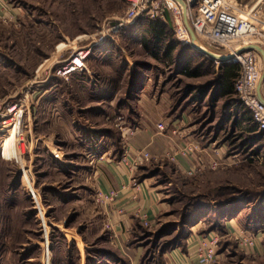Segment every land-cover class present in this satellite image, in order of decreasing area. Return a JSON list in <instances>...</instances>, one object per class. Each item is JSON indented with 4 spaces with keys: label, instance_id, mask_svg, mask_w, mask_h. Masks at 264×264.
I'll return each instance as SVG.
<instances>
[{
    "label": "rangeland",
    "instance_id": "1",
    "mask_svg": "<svg viewBox=\"0 0 264 264\" xmlns=\"http://www.w3.org/2000/svg\"><path fill=\"white\" fill-rule=\"evenodd\" d=\"M228 4L264 34V0ZM153 6V19L120 25L124 0H0V264H172L175 252L192 264L208 235L212 264H264V134L227 91L234 65L188 45L170 2L164 19ZM153 21L165 33L157 58ZM144 132L177 147L133 152ZM111 173L153 189L151 220L113 228L117 192L106 205L97 196Z\"/></svg>",
    "mask_w": 264,
    "mask_h": 264
},
{
    "label": "built area",
    "instance_id": "2",
    "mask_svg": "<svg viewBox=\"0 0 264 264\" xmlns=\"http://www.w3.org/2000/svg\"><path fill=\"white\" fill-rule=\"evenodd\" d=\"M128 5L123 18L120 19V25L131 24L138 17L144 16L153 19L154 3L159 2L163 7L160 9L161 19H164V4L170 0H124ZM180 3L172 5L173 14L180 18L183 8L186 9L188 23L195 35L196 42L217 57L227 58L224 62L231 65H239L240 75L233 84V92L238 95V103L251 115V123L256 127L258 133L264 134V105L259 100L256 93L257 86L261 81L264 65H261V56L257 51L248 50L251 45H255L264 50V34L258 29L259 22L256 19L245 18L230 11L228 0H180ZM179 20V19H178ZM182 26V25H181ZM181 29L188 34L183 27ZM188 41V39H187ZM242 51V52H241ZM221 55H217V54ZM78 58V57H77ZM81 57L79 58V60ZM83 59V58H82ZM74 61V60H73ZM75 69L79 65H73ZM264 86V81L262 83ZM189 146L179 150L178 154L187 157L193 151ZM59 158V157H58ZM172 158V157H171ZM148 154L140 152L135 160H147ZM173 159V158H172ZM134 161V163H135ZM136 164V163H135ZM137 166V165H135ZM212 169H217L219 164L214 162L210 164ZM30 198H34L31 192ZM98 200L106 205L115 196L113 192L108 195L98 193ZM144 223H147L146 216H142ZM242 237V235H240ZM239 237V238H240ZM243 245V241L241 242ZM218 239L216 236L208 235L206 238L198 241L193 252L192 264H212L216 259V249ZM247 245V241L245 242ZM191 264V263H185Z\"/></svg>",
    "mask_w": 264,
    "mask_h": 264
},
{
    "label": "crops",
    "instance_id": "3",
    "mask_svg": "<svg viewBox=\"0 0 264 264\" xmlns=\"http://www.w3.org/2000/svg\"><path fill=\"white\" fill-rule=\"evenodd\" d=\"M188 45L191 46L192 42ZM194 45L191 47H193L194 49L197 48L196 44ZM258 53L261 56L260 52ZM258 86V89L260 91V84ZM260 94L264 99V96L261 91ZM247 124L250 127L253 126L251 123V117L250 121H248ZM132 146H134V148L132 147L130 150H132L133 152L135 151L136 147L137 149L141 148L148 150L152 154H168L169 151L173 149V147H177V142L171 137L159 136L157 133L155 135H150L149 133L144 132L136 136L135 139H133ZM183 162V165H187V162L185 163V160H183ZM121 175L122 176L111 173L107 175V178H105L103 175H98V179L100 180L101 186L100 192L108 193L109 190L117 192V198L113 200V202L110 204L112 226H114L113 228L117 230L130 226L132 222L137 218V215L139 216L143 214V216H146L147 219L151 220L158 211L157 201L153 189L143 184L140 189L138 188L137 192L136 189L129 187L128 177L123 173ZM118 210L124 212V215L119 216L120 214L117 212ZM120 232L122 233V231H119V233ZM171 256L172 259H174L172 264H185L190 261V258H186V253L183 254L175 252L172 253Z\"/></svg>",
    "mask_w": 264,
    "mask_h": 264
},
{
    "label": "trees",
    "instance_id": "4",
    "mask_svg": "<svg viewBox=\"0 0 264 264\" xmlns=\"http://www.w3.org/2000/svg\"><path fill=\"white\" fill-rule=\"evenodd\" d=\"M148 32H150L151 34V38H152V48L154 50V52L152 53V57L153 58H157L158 53H159V46L160 44L163 42L164 40V32H163V24L159 21H153L151 23H149V27H148ZM149 44H144V48L147 49V46ZM159 47V48H158ZM171 51H169L168 49L165 50V52H163L162 54H165V55H169ZM199 52V51H198ZM200 53V52H199ZM201 54V53H200ZM235 66L232 67L230 66L225 72H224V79H225V82H226V85H227V91L228 92H233V89H232V86H231V81H232V78H233V71H235ZM184 75H189L191 74L189 71H184L183 72ZM243 111H246L244 108H243ZM248 112V111H246ZM247 121H250V118L247 119ZM250 131L253 133V132H256V127H250L249 128Z\"/></svg>",
    "mask_w": 264,
    "mask_h": 264
},
{
    "label": "water",
    "instance_id": "5",
    "mask_svg": "<svg viewBox=\"0 0 264 264\" xmlns=\"http://www.w3.org/2000/svg\"><path fill=\"white\" fill-rule=\"evenodd\" d=\"M184 26H186V31H188V34H189V36H190V38H191V42H192V45L191 46H193V44L195 43V41H196V39H195V35H194V33H193V31L191 30V28H190V26H189V23H188V21L186 20V19H184ZM248 50H254V51H257V52H260V54H261V57H262V61H263V65H264V51L260 48V47H258V46H255V45H251V47H249V49ZM242 52V51H241ZM203 53L205 54V55H208L212 60H214L212 57H211V54H209L208 52H204L203 51ZM221 59L219 60L220 62H223V61H225L227 58H225V57H220ZM218 61V62H219ZM261 81H260V85L263 83V81H264V68H263V73H262V75H261ZM259 87V86H258ZM258 87H257V90H256V93L258 94V97H259V100L262 102V104L264 105V99H263V97L261 96V94H260V91H259V89H258Z\"/></svg>",
    "mask_w": 264,
    "mask_h": 264
},
{
    "label": "bare ground",
    "instance_id": "6",
    "mask_svg": "<svg viewBox=\"0 0 264 264\" xmlns=\"http://www.w3.org/2000/svg\"><path fill=\"white\" fill-rule=\"evenodd\" d=\"M170 2H173L174 4H177V3H180V5H182L183 6V4H182V2L180 1V0H177V1H173V0H170ZM184 7V6H183ZM182 15H184V17H185V19L188 21V17H187V15H186V9L185 8H183V10H182ZM184 20V19H183ZM184 24V23H183ZM185 30V29H184ZM195 44V43H194ZM196 49L200 52V53H203V51L204 52H208V51H205V49H204V47H201L197 42H196ZM209 54H211V57L214 59V60H216V61H219L221 58L220 57H217L216 55H214V54H212V53H210V52H208ZM204 54V53H203ZM86 55L84 54L82 57H81V59L82 58H84ZM206 56H208V55H206ZM75 61H78L79 63L77 64V63H75ZM71 65L73 66V65H79V66H83L82 65V63H81V61L79 60V58H77V57H74V61L71 63ZM75 68L74 67H72V69L70 70V72L71 71H73ZM260 84V83H259ZM258 84V85H259ZM258 87V86H257Z\"/></svg>",
    "mask_w": 264,
    "mask_h": 264
}]
</instances>
